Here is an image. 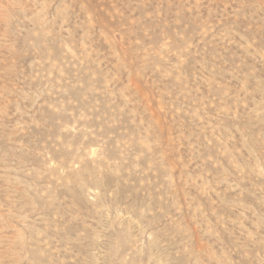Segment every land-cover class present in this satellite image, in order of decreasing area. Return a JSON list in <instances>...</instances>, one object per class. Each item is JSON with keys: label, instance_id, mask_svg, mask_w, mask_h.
I'll list each match as a JSON object with an SVG mask.
<instances>
[{"label": "rangeland", "instance_id": "374dc122", "mask_svg": "<svg viewBox=\"0 0 264 264\" xmlns=\"http://www.w3.org/2000/svg\"><path fill=\"white\" fill-rule=\"evenodd\" d=\"M18 263L264 264V0H0Z\"/></svg>", "mask_w": 264, "mask_h": 264}, {"label": "bare ground", "instance_id": "6f19581e", "mask_svg": "<svg viewBox=\"0 0 264 264\" xmlns=\"http://www.w3.org/2000/svg\"><path fill=\"white\" fill-rule=\"evenodd\" d=\"M2 239V238H1ZM3 239H5V238H3ZM19 264V263H18Z\"/></svg>", "mask_w": 264, "mask_h": 264}]
</instances>
